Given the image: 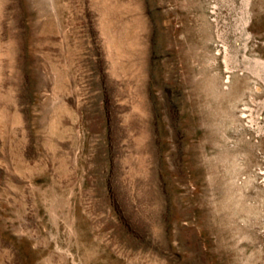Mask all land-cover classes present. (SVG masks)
I'll list each match as a JSON object with an SVG mask.
<instances>
[{
	"label": "rangeland",
	"instance_id": "obj_1",
	"mask_svg": "<svg viewBox=\"0 0 264 264\" xmlns=\"http://www.w3.org/2000/svg\"><path fill=\"white\" fill-rule=\"evenodd\" d=\"M0 264H264V0H0Z\"/></svg>",
	"mask_w": 264,
	"mask_h": 264
}]
</instances>
